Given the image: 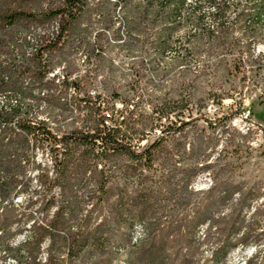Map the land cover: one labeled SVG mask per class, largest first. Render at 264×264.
Here are the masks:
<instances>
[{"label": "rangeland", "instance_id": "1", "mask_svg": "<svg viewBox=\"0 0 264 264\" xmlns=\"http://www.w3.org/2000/svg\"><path fill=\"white\" fill-rule=\"evenodd\" d=\"M81 1L82 13L56 44L60 48L52 44L43 55L47 78L43 82L27 78L24 83V115L44 121L60 136L89 130L93 103L105 104L108 112L126 110L124 116L136 130L132 145L139 150L160 135V128L152 127L153 109L185 107L173 111L169 119L189 124L169 138L155 172H145L151 180L140 182L141 176L128 168L131 162L118 156L106 172L108 194L101 203L93 198L86 204L87 191L98 185L97 173L87 171L66 182L65 198L75 210L71 225L81 219L89 229L106 225L113 229L110 246L88 247L68 259L64 235L56 234L45 238L38 250L32 249L35 261L148 264L139 250L147 248L150 239H144L146 230L139 218L113 219L119 195L125 219L128 212L137 217L143 213L138 197L150 191L146 229L150 236L165 235L164 244H158V237L154 247L172 251L185 249L172 242L174 227L183 226L202 204L236 185L248 195L245 206L238 212V191L229 192L214 211L220 226L209 231L223 237L237 221L234 241L217 264H264V13L256 18L254 0H225L229 8L217 26L208 19L211 9L201 0H186L179 14L164 6L166 0ZM57 3L36 1L27 8L42 11ZM7 6L0 0V9ZM56 29L57 20H52L42 26L20 24L0 30V64L29 63L40 43L35 40L38 35L45 33L54 40ZM141 130L144 136L139 135ZM29 156L19 166L11 165L19 175L10 187L15 195L10 215L15 220L0 239V264L23 259L29 226L50 216L44 209L50 193L38 182L41 172L52 176L48 148L38 146ZM54 192L57 195L59 188ZM207 234L206 226L198 230L199 242L188 254L190 264H210L217 243L213 237L207 240ZM242 235L245 242H238ZM165 264L174 263L170 259Z\"/></svg>", "mask_w": 264, "mask_h": 264}, {"label": "trees", "instance_id": "2", "mask_svg": "<svg viewBox=\"0 0 264 264\" xmlns=\"http://www.w3.org/2000/svg\"><path fill=\"white\" fill-rule=\"evenodd\" d=\"M2 1L8 3V6L0 9V30L20 24L42 26L52 20H57V29L54 40L45 33L38 35V39L35 40L40 43L33 49L29 63L21 62L15 65L8 62L3 65L0 64V239L8 235L13 219L15 220V217L10 215L13 207L12 199L15 196H11L10 187L11 184L16 183L19 175L13 171L11 165L14 163L19 166L26 158H30V151L41 146L48 148L52 168V176L43 172L38 174L40 188L50 193L44 207L47 215L50 214V216L40 224L33 221L29 226V235L22 244L26 255L22 257L23 259H17L15 264H40L39 261H35L36 257L32 249L35 247L38 250L45 238L56 234L64 235L68 259L75 258L88 247L106 248L113 242V229L109 227L105 229L106 225H98L89 229L82 223V219L76 225H71L70 221L75 215V210L71 207V202L65 198L66 191L69 189L66 182L87 171L92 174L97 173L99 176L98 185L92 187L89 192L87 191L86 204H91L88 202H91L90 199L93 198L95 202L101 203L108 194L106 188L108 175L106 172L111 167L112 159L118 156H124L131 162L128 168L141 176L140 182L148 178L151 180L145 172H155V163L159 160L161 153L165 152L169 138L177 132H182L189 124L183 120L174 123L169 119L173 111L179 110L181 112L185 107L163 105L153 109L156 117L152 127L160 128V135L156 136L148 146L141 150L132 145L133 133L136 130L124 116L126 110L108 112L107 106L101 103L98 105L93 103L89 107V112L94 114L93 125L89 130H74L60 136L54 134L44 121L31 119L24 115L22 105L26 88L24 83H27V78L39 82H43L47 78L43 55L49 51L52 44L56 48H60L56 44L73 29L82 13L83 3L81 0H58L53 8L33 11L27 8V5L44 0ZM201 1H204L207 7L211 9L207 15L208 19L216 22L218 26L221 17L229 8V4L225 0ZM185 2L186 0H166L164 6L167 9L171 8L170 12L179 14ZM253 2L255 16L258 18L264 13V0H254ZM162 120L168 123L163 125ZM139 135L144 136V131L141 130ZM202 166L207 168V165ZM192 179V177L187 179L188 186L191 185ZM149 187L147 186V188ZM55 188H59L57 195L54 192ZM212 190L213 187H210L207 192L211 193ZM237 191L239 198L235 205L238 208L237 211L241 212L248 199L247 193L242 192L236 185L226 187L223 196L210 198L199 209L195 210L193 216L185 221L183 226L174 227L177 234L171 240L177 245L184 244L185 249L177 248L168 251L163 246L154 247L158 237L160 239L158 244H164L162 241L165 235L154 233L150 236L146 229L145 214L150 208L148 201L150 191L147 192L146 190L147 193L142 192L138 197L143 213L141 212L140 216L137 217L138 214L131 215L128 212L125 219L122 218L124 203L121 195H119L113 206V214L115 215L113 219L118 222H132L135 218H139V222L143 224L144 230H146L144 239H150L149 246L139 250L141 260L148 264H165L170 259L174 264H178L176 262L190 264L191 259L188 254L199 242L198 230L206 226L208 234L204 237L207 240L213 237L216 240L214 243H217L208 262L217 264L227 255L231 243L234 241L237 221L235 220L230 224L228 232L223 237L218 233L215 234L216 236L211 235L209 231L212 228L217 229L220 226L219 222H221L219 218H215L214 211L225 201L229 192L234 194ZM52 208H54L53 211L49 213ZM245 240L246 235H242L238 242H245ZM46 261L43 264H49V261Z\"/></svg>", "mask_w": 264, "mask_h": 264}]
</instances>
